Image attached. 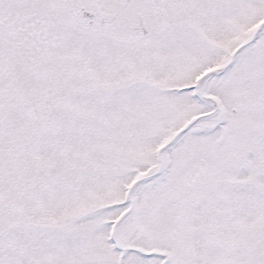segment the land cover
Instances as JSON below:
<instances>
[{"label":"snow or ice","instance_id":"obj_1","mask_svg":"<svg viewBox=\"0 0 264 264\" xmlns=\"http://www.w3.org/2000/svg\"><path fill=\"white\" fill-rule=\"evenodd\" d=\"M0 264H264V0H0Z\"/></svg>","mask_w":264,"mask_h":264}]
</instances>
